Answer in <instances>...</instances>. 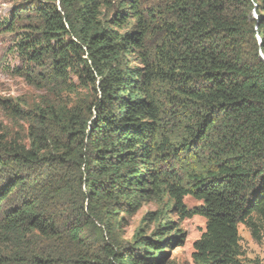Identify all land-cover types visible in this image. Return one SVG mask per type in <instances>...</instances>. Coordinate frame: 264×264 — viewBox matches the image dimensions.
Returning <instances> with one entry per match:
<instances>
[{
    "label": "trees",
    "instance_id": "obj_1",
    "mask_svg": "<svg viewBox=\"0 0 264 264\" xmlns=\"http://www.w3.org/2000/svg\"><path fill=\"white\" fill-rule=\"evenodd\" d=\"M111 2L35 0L2 22L28 79L74 75L94 101L39 111L29 144L0 140V242L74 245L27 244L34 264H164L185 243L179 222L201 216L193 261L241 264L239 225L264 218V0ZM156 200L157 227L122 243L120 214Z\"/></svg>",
    "mask_w": 264,
    "mask_h": 264
},
{
    "label": "rangeland",
    "instance_id": "obj_2",
    "mask_svg": "<svg viewBox=\"0 0 264 264\" xmlns=\"http://www.w3.org/2000/svg\"><path fill=\"white\" fill-rule=\"evenodd\" d=\"M35 0H0V27L2 22L8 20L13 10L18 8L21 3L24 5L34 4ZM117 0H112V4H116ZM167 0H142V7L148 10L163 8ZM254 13V9L251 10ZM110 13H112L110 11ZM167 19L171 17L167 13ZM134 24L131 21L130 26ZM21 27V26H20ZM15 34L0 28V140L15 141L23 144L30 143V137L33 128L40 127L39 111L47 110L50 106L59 107H75L78 110L87 112L89 105L94 101V91L90 88L82 87L74 75L71 76L69 83H52L46 85L37 79L35 74L33 81L28 79L24 73L25 65L19 58L17 52L13 50V38ZM161 35L158 32H152L150 35V44L156 45L160 42ZM23 67V68H22ZM21 71V72H20ZM8 104L15 105L22 112L19 115L8 107ZM49 131H54L53 124L47 126ZM58 135L59 133H55ZM184 202L188 208L198 206L201 202L192 196H186ZM162 204L156 200L146 203L143 208L134 214H120V218H124L121 227L115 233H119V240L127 245L133 241V235L138 229H145L147 234H151L157 227L158 223L145 221V213L158 210ZM171 219L177 220L175 215H171ZM257 225V232L253 233L252 229L246 224L239 225V235L241 244V264H264V218L253 217ZM180 228L186 235L185 243L181 248H173L167 252L164 264H196L191 256L193 252V243L200 238L206 229V219L201 216H194L179 222ZM84 229V228H83ZM94 232V233H93ZM91 232L88 227L83 232L82 238L92 243L95 236L100 231ZM69 237L65 236L60 242L52 243L40 237H33L24 240L21 245L13 243L0 242V264H34L31 256H23L24 246L29 244L30 250L38 253V249L50 250L54 247L64 246L74 247L68 241ZM81 238V237H80ZM88 241V243H89ZM109 243L110 240L107 239ZM117 246H115L116 248ZM59 262V263H58ZM54 264H75L71 261L62 259Z\"/></svg>",
    "mask_w": 264,
    "mask_h": 264
}]
</instances>
